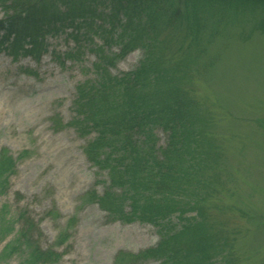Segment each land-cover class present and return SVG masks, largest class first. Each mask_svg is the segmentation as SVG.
<instances>
[{
    "label": "rangeland",
    "instance_id": "rangeland-1",
    "mask_svg": "<svg viewBox=\"0 0 264 264\" xmlns=\"http://www.w3.org/2000/svg\"><path fill=\"white\" fill-rule=\"evenodd\" d=\"M199 4L159 24L165 83L187 88L202 117L195 159L185 156L195 179L188 187L207 198L210 227L229 240L230 264H264V7ZM56 28L39 59L0 48V152L16 165L3 177L8 185L0 195V264H29L34 247L56 253L48 264H160L131 263L159 245L158 227L112 221L99 204L88 203L90 193L102 197L110 183L86 156L97 133L81 136L71 124L78 87L99 77L95 50L104 41L85 30L74 41L72 27ZM143 57L134 51L110 73L133 72ZM156 134L164 148L167 135ZM173 222L181 228L177 216Z\"/></svg>",
    "mask_w": 264,
    "mask_h": 264
},
{
    "label": "trees",
    "instance_id": "trees-1",
    "mask_svg": "<svg viewBox=\"0 0 264 264\" xmlns=\"http://www.w3.org/2000/svg\"><path fill=\"white\" fill-rule=\"evenodd\" d=\"M199 3L227 10L264 7V0H0L4 13L0 48L15 58L39 59L48 53L47 39L59 32L57 25L72 27L74 41L82 30L88 38L93 33L104 41L95 50L99 77L95 84L78 87L77 119L71 126L81 136L97 133L86 156L100 172H107L110 183L102 197L90 193L88 203L99 204L112 221H140L159 228V245L134 256L131 263L158 259L160 264H218L221 259L230 264L229 240L210 227L207 198L188 187L195 179L185 166V156L195 159L191 149L203 137L202 117L187 88L176 81L165 83L166 57L160 47V22ZM114 46L118 53L108 51ZM138 50L144 53L141 65L123 76H112L110 68ZM158 130L168 137L164 148L158 146ZM15 169L9 152H0V181L5 182L0 195L8 185L3 177ZM127 203L130 213L125 211ZM175 216L180 229L173 222ZM11 247H6L8 255L15 254L8 253ZM31 256L29 264L57 259L56 253H40L37 247Z\"/></svg>",
    "mask_w": 264,
    "mask_h": 264
}]
</instances>
